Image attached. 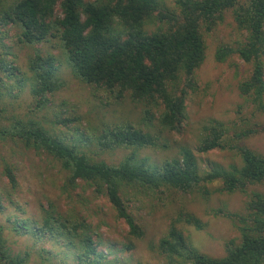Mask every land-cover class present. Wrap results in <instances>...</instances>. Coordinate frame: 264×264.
Here are the masks:
<instances>
[{
	"label": "trees",
	"instance_id": "16d2710c",
	"mask_svg": "<svg viewBox=\"0 0 264 264\" xmlns=\"http://www.w3.org/2000/svg\"><path fill=\"white\" fill-rule=\"evenodd\" d=\"M174 4L169 8L160 0H0V103L14 87L21 90L28 86L34 108L39 110L65 87L54 54L36 50L22 69L9 42L35 47L55 38L76 79L109 92L117 101L129 96L144 106V122L158 121L159 133L181 134L187 120L189 91L197 89L196 72L206 59L204 34L214 31L230 11L245 39L236 47L218 49L217 60L224 62L234 54L252 66L251 75L239 88L255 113L264 114V0H175ZM13 28L17 33L11 36ZM261 131L260 124H254L231 135L228 125L210 121L204 126L196 151H234L241 163L208 170H202L190 149L151 166L138 151L159 148V140L131 124L107 127L88 141L96 140L104 151L135 150L117 165L93 160L77 142L69 143L52 134L33 118L15 119L0 128V140L12 139L56 160L66 172L63 194L70 196L83 182L97 197L105 196L117 219L129 227L131 239L145 236L130 210L132 197L164 190L201 192L207 197L211 195L208 186L214 184H220L217 191L223 194H245L242 211L214 212L215 216L231 219L238 231L237 239L227 242L224 256H211L191 244L181 225L199 230L202 225L194 215L183 212L151 244V250L164 264H264V193L250 191L264 184V155L242 144ZM5 173L16 189L14 169L7 165ZM12 223L11 230L17 236L30 237L35 243L51 240L74 264H114L109 259L113 250L100 249L102 239L91 223L75 214L64 215L53 204L42 207L37 218L15 219ZM111 248L116 249L113 245ZM133 248L132 240L124 247ZM39 254L42 261L38 264H46L48 258ZM32 255L31 251L15 252L8 244L5 226L0 224V264H30Z\"/></svg>",
	"mask_w": 264,
	"mask_h": 264
},
{
	"label": "rangeland",
	"instance_id": "374dc122",
	"mask_svg": "<svg viewBox=\"0 0 264 264\" xmlns=\"http://www.w3.org/2000/svg\"><path fill=\"white\" fill-rule=\"evenodd\" d=\"M169 8H174L175 0H160ZM56 14L61 15L57 9ZM10 35L17 33L15 28ZM206 59L196 72L197 89L189 91L186 101L187 120L181 134L159 133V124L144 122V106L133 102L129 96L117 101L109 92L85 84L73 76L67 57L57 39L36 45L12 48L18 57V66L25 69L28 58L40 50L52 53L57 58V73L65 82V87L51 96V102L43 109H35V101L28 86L21 90L14 87L0 103V128L11 125L15 119L33 118L40 121L54 135L67 142H77L79 148L93 160L105 161L110 165L119 164L125 156L133 153L132 148H120L113 151L101 150L95 135L101 134L107 127L116 125H134L156 136L160 147L144 148L138 155L147 158L151 166L161 164L167 159L177 158L183 149L194 151L202 170L212 167L230 168L240 165L239 156L230 150H214L207 154L196 151L203 135L204 126L210 121H221L229 126L230 134L249 129L260 124L262 131L242 141V144L264 155V114L255 113L248 99L242 96L240 84L252 71V66L237 55H230L224 62L217 60V51L223 46L236 47L243 42L245 35L238 30L232 12H227L224 21L211 33H205ZM11 166L17 176L18 186L13 189L5 173ZM66 172L61 165L46 153H37L25 148L21 143L8 139L0 140V224L6 228L9 246L15 252L31 251L30 264L48 258L46 264H74L65 255L58 244L45 239L40 242L30 237L17 236L11 230L15 219H34L39 217L42 207L53 204L64 215H76L86 219L102 239L100 249L113 250L109 255L114 264H164V260L151 250V244L157 242L168 230L170 223L179 213L194 215L202 225L182 224L181 227L193 246L201 252L214 257L226 254V244L237 239L235 223L222 215L215 216L216 210L225 209L240 212L247 201V195H232L217 191L220 184L208 186L210 196L201 192L183 194L164 190L150 192L130 198L131 212L145 232L142 239H131L129 227L118 220L115 210L105 196L97 197L93 188L81 182L72 190L70 196L63 194ZM250 191L264 193V184L250 188ZM99 240V237H95ZM133 242L134 248L125 250L127 243ZM113 245L116 249L111 248ZM110 248V249H109ZM120 249L125 251L121 252Z\"/></svg>",
	"mask_w": 264,
	"mask_h": 264
}]
</instances>
